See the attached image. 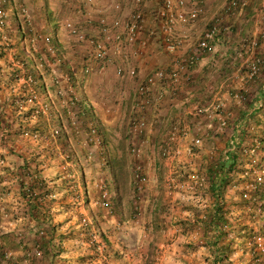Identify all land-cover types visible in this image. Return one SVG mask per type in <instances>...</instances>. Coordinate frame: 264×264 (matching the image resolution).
I'll return each mask as SVG.
<instances>
[{
    "label": "rangeland",
    "instance_id": "1",
    "mask_svg": "<svg viewBox=\"0 0 264 264\" xmlns=\"http://www.w3.org/2000/svg\"><path fill=\"white\" fill-rule=\"evenodd\" d=\"M99 3L96 8L94 7H88L84 3H82L79 0H5L6 4V20L5 24L3 26V30L1 35H4L8 39V33L11 31L14 32V23L13 19L12 22L9 21L10 14L14 11V9H21L22 13L19 17L22 19L25 18V20H29V23L31 25H34V28L38 29H44L46 32V35L50 34V31L52 33V40L54 43L47 44V47L49 45H52L54 48V52L52 54L51 59L54 60V62L59 59L57 67L53 66V75L60 78V76H66L68 73V69L62 66L63 62H67L69 60L70 64L69 66H72V70L74 72V77L72 80H74V85L76 88H67L66 84L64 86H60V94L61 98L58 96H55L51 92V98L54 101V106L57 111L60 112L61 115V107L63 106V97L66 96V98L71 94V96L75 97V101H80L81 99H87L88 104L92 108V115L90 114V117L92 116V119H89V117L83 116L80 117L78 115V108H76L75 105H71L69 109V115H72V119H70L68 116H62V122L66 126V135L71 140V145L68 147H64V150H61V143L60 142H54L52 140V137L55 132L54 130H58V124L54 122L50 114V107L45 108L41 106L43 100L40 96V94H37V103L40 107L44 109V114L46 116V124L47 128L45 129V136L41 137V135L35 131L37 134L32 135L29 131L23 132V134H17V131L12 130V137H22L24 139L31 138L32 140H36V148L32 150L31 152L36 155L35 158L41 159V165H39L40 168H43L42 171H45L47 174L48 172H52L53 170L57 169H63L62 166L68 164L66 160H64L65 156L64 153L67 154H74L77 155L80 158V163L83 168V171L85 172V177L87 182V189L89 195H94L96 193L97 187H93V184L98 182L102 176L101 173L98 171V160L100 158V153L105 150L101 146V134L99 132L100 127H103L104 131L107 132L110 136V139L113 143V146L108 145V152L111 155H116L115 152V146L114 144L117 143L118 138H120L121 133L124 129L127 127V109L129 106V103L131 102V105H134L136 100L138 99V94L136 91L137 84L141 78H143L146 74L154 71L159 66H164L166 64V61H169L171 56L169 54H166L161 48H158V41L154 36H142L143 38L147 39V45L145 47H142L141 50H139L138 53L134 54L132 51L134 48L137 47V43L127 45V44H121V47L118 51L113 50L112 48L109 49V57L113 58V63L106 62L105 60H102L100 62L99 66H97L98 61L89 63L87 62L88 59H85V56L89 54V52L94 50L95 42L103 40L104 36L101 32H99V26H98V19L100 16H104L107 20V22H111L115 17L119 18L122 22L126 21L129 18V15L132 11V8L127 5L126 1L122 2V0H98ZM229 0H219L216 3V8L212 6L211 11L208 10V3L206 2L203 5V12L207 9L208 14L199 16L198 19L203 18L201 21V30L206 28V25L210 21V19L213 16H219L220 19V33L218 36V40L223 41V45L225 48V44H229L233 47L236 46L234 49H229L227 51V55L223 57V59L220 61L218 60L217 63L218 69H215L216 71L212 72V68L215 67L213 64H210L209 61L206 62V66H209L204 69V73H209L208 75L210 78L208 82L203 86V82H199V79L193 77V75L190 74V77L187 79L185 76H182L179 81L174 85L176 86L175 90L178 91L182 87H194L195 84L200 83V89L202 90L201 93L204 91L203 97L194 96L195 98L192 101H185L183 97H179V95L176 93H173L172 91L169 93L167 92L166 95L157 103L152 104L153 106L147 108L144 113L142 114L144 118L147 120H154L153 124H151L147 131L141 135L140 139H143L146 141L142 147V156L140 158V161L147 173L148 181L147 186L145 189H143L139 194L140 201L142 200V206L141 211L143 212L144 216L149 215V210L152 206V200L155 198L154 194H157L158 192V181L157 177L161 175V182L164 185V180L166 179L168 167L163 158L159 155V145L162 143V140L165 138L166 131L168 130V127L171 123L179 121V116H186L187 119H190V116H187L186 114L187 108L193 106V105H199V104H207L209 102H212L215 99V95L221 96L222 92H218L219 85H223L225 89H232L235 86V80L232 78V73L235 71H238L239 73H245L247 71V67L244 64V56L238 55V48L239 45L242 43H247L249 41V38H252V31L254 30V22L253 18L250 15H245L244 11L250 8L252 6V12H255V8L257 7L256 12H258V9L260 7V2L262 0H254L252 5L251 2L246 3L241 10V13L239 14H228L225 11L226 3H228ZM115 2H119L121 5V9L117 12H113L110 8L111 5ZM224 2V3H223ZM224 5H223V4ZM223 5L222 9L220 8V5ZM156 7L155 0H145V3L143 5V10L145 14V19L153 17V10ZM217 7L220 9L217 10ZM16 9V10H17ZM49 10L52 19H50V25L47 20L46 14ZM206 11V12H207ZM255 12V13H256ZM24 16V17H23ZM211 16V17H210ZM56 18V19H54ZM24 20V19H23ZM58 21V22H57ZM197 21V20H196ZM264 21V20H263ZM24 22V21H23ZM70 22L73 27H75L78 32L74 35L70 33L67 29L66 23ZM24 24V23H23ZM260 25V24H259ZM149 27H147L148 29ZM242 28V31H240ZM56 32L58 37V42L56 43ZM201 32V31H200ZM258 33V32H257ZM256 33V34H257ZM198 34V32H197ZM255 34V35H256ZM81 35V37H79ZM197 36V35H196ZM200 37V36H199ZM198 37V38H199ZM12 38V36L10 37ZM198 38H195L193 40V46L195 45V42H197ZM13 39V38H12ZM263 41V42H262ZM260 49H259V55L264 60V38L260 41ZM263 43V44H262ZM32 44H34V47L37 48V51L40 53H44V47L45 43L41 41L40 39H33ZM191 45V46H192ZM238 45V46H237ZM58 46H60V49H56ZM223 48V46L221 47ZM224 48L222 50L216 51V55L214 54L215 58L219 59V54L223 53ZM61 50V51H60ZM62 52V53H60ZM47 53H49L47 51ZM50 54V53H49ZM44 55V54H43ZM206 56V55H205ZM208 56V54H207ZM221 57V58H222ZM206 58V57H204ZM243 65H240L242 60ZM210 60H212L210 58ZM147 62V63H146ZM88 63V64H87ZM87 64V66H85ZM196 62L193 66H191L192 69H196ZM204 63H200V66H202ZM264 64V61H263ZM117 65L123 66V67H133L135 68V76L134 77H121L116 74L115 67ZM199 65V64H198ZM199 66V67H200ZM50 68V67H49ZM87 68V69H86ZM190 68V69H191ZM217 68V67H216ZM40 70H43V68L40 67ZM148 72V73H147ZM62 73V74H61ZM188 74V73H187ZM229 74V75H228ZM47 75L50 76V73L47 72ZM226 80H224V77ZM67 77V76H66ZM22 79V78H21ZM78 83H76V82ZM181 81V82H180ZM222 81V82H221ZM69 84V80L67 81ZM59 85V83L57 82ZM247 92L245 93V99L242 103H234L231 101L228 97L223 98L224 101L228 104V102H231V105H227L228 108L230 106L234 109L236 106H241L243 103L245 104L247 101H250L252 98L255 97L257 92L259 90L264 91V65L261 66L260 72L258 76L253 80H248L246 83ZM217 88L213 90L215 87ZM202 87V88H201ZM251 88V89H250ZM217 90V91H216ZM233 90V89H232ZM216 91V92H215ZM250 92V94H249ZM62 100V101H61ZM183 100V103L182 101ZM181 101V102H180ZM228 101V102H227ZM186 102V103H185ZM179 104L177 107H174V104ZM261 103L263 104V107L261 111H259L255 117L248 119L246 128L247 133L244 137V142L246 144H250L252 141V138L254 136H261V130L264 128V97L261 100ZM237 104V105H235ZM75 106V108H74ZM176 106V105H175ZM172 108H177L178 112L172 113ZM234 109H232V113L234 112ZM57 112V113H58ZM133 112V111H132ZM132 112L130 114V119L132 118ZM169 116L168 121L165 120V118ZM129 119V120H130ZM72 120L73 123L68 125V121ZM34 119L28 121V124L32 125L34 124ZM92 126L95 127L96 130L92 131L90 128ZM70 127H75L74 132L71 131ZM230 128V127H228ZM32 129V128H31ZM227 129V128H226ZM226 129L219 131L216 133V136H219L221 134L222 137L216 138L217 142H223L224 136L226 134ZM38 130V129H36ZM163 130V133L161 134V131ZM40 131V129H39ZM224 131H226L224 133ZM229 132V131H228ZM32 135V137H31ZM35 136V137H33ZM130 136V134H129ZM55 139V138H54ZM139 138L137 137V140ZM65 139H63L64 141ZM213 140V138H211ZM210 140V141H211ZM207 140L204 141L203 148L208 151L211 147L214 146L212 143H207ZM40 142V143H38ZM213 142V141H211ZM209 144V148L205 145ZM47 147V150H46ZM128 147V145H127ZM224 147V146H223ZM48 153V154H47ZM263 154V161H264V150L260 151L259 153L256 152L254 157L261 156ZM127 156L129 159L130 166L134 163V159L128 154V148H127ZM37 159V160H39ZM243 161H245L243 159ZM39 162V161H38ZM241 164V163H240ZM264 164V163H263ZM239 171H235L238 174H233L229 178L228 184L225 185V191H224V203L230 206V208L233 209V214L241 212V210H237V206L239 205L238 201L240 199L239 193L241 190H243V187L246 186L248 182V177L243 176V173L241 172V168H243L242 165H239L237 167ZM237 169V170H238ZM41 171V174H42ZM53 176L55 180L52 185L55 188L61 189H69L67 185H71L72 178L66 177V179L71 178V180H66L64 183H61V181L65 179H60L59 177ZM45 178H47V175H45ZM47 185V182H46ZM61 192V191H60ZM65 192V191H64ZM165 192V190H163ZM207 194V201L205 203L206 206H202L197 209L200 213H205V208L210 206L211 204V196L209 192H204ZM2 195V199L5 198ZM60 197L65 200L73 199L72 194L66 195L65 193H61ZM59 197V198H60ZM69 197V199L67 198ZM168 197V196H167ZM177 198V197H176ZM175 201L179 204L178 206H182V208H187L190 205L185 204V202L182 199H176ZM169 199V197H168ZM4 200H2L3 203ZM232 201V202H231ZM5 203V202H4ZM170 203L169 200L167 204ZM165 204V203H164ZM145 207H144V206ZM166 207V206H165ZM64 211L69 214L67 216L77 217L79 222V213L82 212V209H80V206L78 208H70L69 206L67 209L64 208ZM145 212V213H144ZM5 213V212H4ZM202 214V213H201ZM232 214V216H233ZM258 215H256L253 218V221L250 222L252 226L255 228L259 225V218ZM105 228V225L103 226ZM33 238V237H32ZM14 242V241H12ZM9 242H3V240L0 239V262L4 261L6 264H10L14 258H16L15 254L11 256L10 259H7L4 257V251L9 250L11 252H14L15 248H19L21 245L23 249H27V252H30L31 250L28 249L32 246V240H23L14 242L16 245L11 247L8 245ZM195 246V244H194ZM249 249V246H244L243 250L246 251ZM24 251V250H23ZM242 249H238L236 251V254L233 256V261L235 263L241 264L240 262V255H241ZM24 253V254H25ZM23 254V257H25ZM250 253L248 252L245 257V262L249 260ZM22 256H20L19 260L22 262L24 261ZM175 259V257H174ZM177 259V258H176ZM172 261V260H171ZM243 261V263H244ZM22 264H29V260H26V262H22ZM173 264V263H171ZM180 264V262H179Z\"/></svg>",
    "mask_w": 264,
    "mask_h": 264
},
{
    "label": "trees",
    "instance_id": "2",
    "mask_svg": "<svg viewBox=\"0 0 264 264\" xmlns=\"http://www.w3.org/2000/svg\"><path fill=\"white\" fill-rule=\"evenodd\" d=\"M3 7L6 9L5 2ZM16 9L10 14L9 18V21L11 22L13 19L15 26L14 32L11 31L8 33L7 39L9 47L14 50L13 58L16 61V65H14L12 70L13 72L10 73L11 75L14 73L16 79L22 78L20 84L24 90L22 91L23 94H20L18 97L11 100L9 99V102L13 106V110H22L21 112H23L24 117H29L30 119L35 120L32 125H28V122H19L20 126L17 129V134L20 135L25 131H29L30 134L36 135L37 133L35 131H37L42 139L45 136V129L47 128L45 122L46 116L44 114V109L37 103V94H40L43 100L41 106L45 108L50 107V114L51 117H53L52 120L56 122L59 127L58 130H54L55 134L52 137L55 139L52 138V140L54 142H60V148L63 151L64 147L71 145V140L66 135V126L62 122V116H68L72 119L73 116L69 115V109L72 107L71 105H75L76 108H78V115L80 117L87 115L89 119H92V116L90 117V114L92 115V108L88 104L87 99L75 101V97L71 96V94L67 98L64 96L62 99L64 103L61 107L63 115L57 111L58 109L53 107L54 101L50 96L51 92L53 95L61 98L59 90L60 86L66 84L69 89L76 88L74 80H72L74 77L73 68L72 66H69L71 64L69 60H67V62L62 63V66L68 69L67 77L64 75L59 78L52 74L53 66L57 67L59 59L54 62V60L50 58L52 57L55 48L52 45L47 47V44L54 43L51 31L49 35H46L44 29L34 28V25H31L29 20L27 21L25 18H23V20L19 17L22 13L21 9ZM46 17L50 25V19L53 17H51L49 10L47 11ZM55 35L57 43V32ZM11 36L13 39L10 38ZM33 39H40L46 44L44 47V55L38 52L37 48L34 47V44H32ZM60 48L61 47L58 46L56 49ZM47 51L50 54L47 53ZM1 52L2 51H0V53ZM85 59H88V63L90 61H98L95 58V46L94 50L85 56ZM87 64H85V66H87ZM40 67L43 68V70H40ZM47 72L50 73V76L47 75ZM68 80L69 84L67 83ZM202 81V79L199 80L200 83ZM200 83L195 84L197 85L195 88L198 89ZM172 84L173 86L170 87L169 91L176 93V86H174L175 83ZM193 97H190L187 101L194 100L195 98ZM263 97L264 95L262 94V91L259 90L254 98L247 101L245 104H242L239 117L237 120H234V124L231 128L233 134L235 133L238 137V139L233 138L236 141L235 148L228 149L229 144H227L222 150L215 151V154L211 153L203 164L204 172L208 176L207 191L211 196V204L205 208V213L203 215H201L197 209L194 210L192 221L193 224L197 225L204 233L202 236L203 239L199 245L205 247L209 252V255L205 257L206 264H234L233 256L238 249H242L241 255L239 256L241 264H264L263 154L260 153L261 156L256 158L253 167L249 169L250 175L247 176L249 179L248 182L253 184V188L249 191V196L242 195L245 189L244 187L239 193L240 199L238 201L239 205L237 206V210H241V212L233 214V209L230 208V206L228 207L229 204L226 205L224 203L225 185L228 184L230 176H232V173L238 174L235 171H239L237 168L239 165L243 166V168L240 169L241 172L245 171V165L249 163L248 156L241 152V145L243 144L244 137L247 133L246 123L248 119L255 117V115L261 111L262 108L257 107V104L258 101L263 99ZM134 105H131V102L129 103L127 109V127L121 133L117 143L114 144L116 155H111L108 152V145L111 144V146H113L109 134L104 131L103 127H100L99 129L102 136L101 146L105 150L100 153V158L98 160V171L101 173L102 178L93 184V187H97L96 193L93 196L88 194V181L86 180L85 172L81 166L80 158L74 154H63L65 156L64 160L68 163L64 165L65 172L68 177L69 175H71L70 177H73V183L69 186L67 185L69 189L65 191L66 195L72 194L73 196V199L71 200L73 205H70L71 203L68 205L73 206V208L76 209L82 204V212L80 211L78 214L81 223L79 228L82 230L84 237L90 246L95 249H97V246L99 245L95 239L96 236L102 238V240L107 243L105 235L108 231L103 228V223L106 221V218L115 214L122 218H133L137 217L139 213V194L142 190L136 189L133 183L131 166L127 156V145L130 134L128 127L131 112L133 111L132 118L136 116ZM151 106L149 105V107ZM171 112L175 113L174 110ZM143 113L144 112H141V114ZM6 114L4 112L2 117H5ZM168 119L169 116L165 118L166 121H168ZM71 123H73V121L69 120L68 125ZM95 127L92 126L90 130L95 131ZM74 128L75 127H70L72 132H74ZM162 133L163 130L161 131V134ZM257 137H259L261 141V146L257 150L259 153V150H264V139L261 136ZM63 139L65 140L63 141ZM243 159L245 161H243ZM32 169L25 165V167L22 168V171H20L18 180L20 193L27 203H34L32 200L35 199L36 202L30 207L29 213L36 221H40L34 231L33 238H31L32 246L28 248L31 251L27 252L26 255L24 254V258L29 260V264H34L35 260L40 258H51L61 249L60 242L53 241L56 226L50 222L49 218L45 219L46 212H41L42 210L40 209L41 206L38 202L39 200L37 201V199H42L39 195L46 185L44 178L41 177L39 162H36ZM254 172L256 173L255 175H253ZM22 177L27 178L28 181H26V184ZM161 179V175H159L157 177L159 188L158 193L152 200V206L149 210L150 227L154 235L160 233L163 225L162 219H160L159 216L165 209L163 184ZM66 180H71V178ZM256 215H258L260 222L255 228L250 222L253 221V218ZM152 243H154L152 244L154 248L157 241L153 240ZM186 245L195 247L191 243ZM246 245L249 246V249L244 251L243 247ZM248 252L250 253L249 260L248 262H245L244 260Z\"/></svg>",
    "mask_w": 264,
    "mask_h": 264
},
{
    "label": "crops",
    "instance_id": "3",
    "mask_svg": "<svg viewBox=\"0 0 264 264\" xmlns=\"http://www.w3.org/2000/svg\"><path fill=\"white\" fill-rule=\"evenodd\" d=\"M218 1L219 0H207L208 10L210 9L211 11L212 6L213 8H216V3ZM253 1L254 0H246V3L251 2L252 5ZM122 2L125 1L122 0ZM128 4L132 8V5L130 3H127V5ZM222 4L220 5L221 9L224 5ZM220 8L217 7V10H219ZM256 10L257 7L255 8V12ZM206 11L207 9L202 13V15L208 14V11ZM252 11V6H250V8L248 10L246 9L244 13L246 16L250 15L253 18L255 27L252 31V35H255L259 30H262L264 28V21L263 19H258L257 13ZM202 20L203 18L197 19L196 22L187 26L185 50H188L193 44V40L200 36L202 32ZM152 23V19H145L144 25L146 30L144 29L143 33L141 34L142 36H149L147 27L151 26ZM240 31H242V28ZM217 40L214 42V49L211 52L207 53L208 56L206 54V56H203L197 61L199 65L196 64V69L191 68L188 70V75L183 74L182 76H185L188 79L191 74L193 75V77L199 80H205L204 82L202 81V87H204V85L210 78L208 76L210 75L209 73L203 72L205 68L209 67H205V61H209L210 64H213L215 66L212 68V72H215V69H218L219 65L214 62H217L218 60L221 61L223 59L222 56L225 57L229 49L236 48V46L233 45L232 47L229 44H225L224 48V42L220 41V39L219 41ZM260 45L255 49V52L257 54H259ZM222 46L225 51L219 54V59H217V57L215 58L214 54L216 55L215 52L219 49L222 50ZM243 47L244 43L240 44L238 48L239 50L238 52L236 51V53H239L238 55H242L245 58L246 56L243 54L244 52H242ZM0 51H2L0 53V194H3V197H5L2 199L4 200L3 203L0 205V239L3 240L4 243L9 242V246L12 247L14 245L15 247L16 245L14 244V242H18L21 239H31L34 236V231L40 223V221H36L29 213L30 207L36 202L35 199L32 200L34 203L31 202L29 204L20 193L18 181L19 174L20 171H22V168L25 167V165L28 166V168L32 169L35 163L38 161L39 165H41L42 160L39 158H35L36 155L31 152L36 148V140H32L31 138L24 139L22 137H12L11 135L12 130L17 131V129L19 128V122H28L32 119H30L29 117H24L23 112H21L22 110H13V106L9 102L11 99L18 97L20 94H23L22 91L24 89L20 84L22 79H16L14 77V73L13 75H11L10 73L13 72L12 70L14 68V65H16V61L13 58L14 50L9 47L7 38L1 34ZM210 58L212 60H210ZM202 62L204 64L200 66V63ZM167 63L168 61H166V64ZM240 65H243V60ZM232 75L233 80L231 81L233 82L235 80V86L232 89L239 90L241 88H244L246 93V83L248 80L253 79L248 78L247 72L239 73L238 71H235L232 73ZM225 77L224 80H226ZM196 84H198V81ZM195 86L193 88L182 87L177 91V94L179 95V97L186 98L184 99L186 102L190 97L193 96H198L200 98L203 97L205 91L201 93L202 90L200 88H195ZM221 86L222 84L219 85L217 93L222 92L221 96H223V98L227 99L228 97L234 103L239 104V102L230 97L227 91H225V88ZM216 88L217 86L213 90H215ZM167 92L169 93V91H166V93ZM262 94L264 95V91H262ZM181 101L183 103V100ZM178 105L179 104L176 103L174 104V107H177ZM227 105H231V102H228V104L226 103V107ZM241 106L237 105L235 109L234 104L233 107H227L231 111L232 109H234L233 114L236 120L239 117ZM177 108H172V110H174L176 114L178 112ZM4 112L6 116L2 117ZM186 119V116H179V120L182 122L185 121L189 123L191 121L190 119ZM226 131H224V133L226 132V134L224 136L225 140L223 142H217L216 140V138L222 137L223 134L214 137L213 140L207 139L208 142H206L210 144L212 143V145L214 146L212 147L209 144L205 143L208 148L209 146L211 148L208 151L204 149V155H208L210 152L215 154V151L220 149L222 150L223 146L227 145L231 138L238 139L235 133L233 134L231 128H227ZM210 140L213 142H211ZM63 167L64 166H62V168ZM42 169L43 168H40V171H42ZM48 171L47 174L45 171H42L41 177L44 178L45 184L47 182V185H45L43 191H41V194L39 195L42 197V199H37V201L39 200L38 202L41 206V212H46L45 219L49 218L50 222L56 226L53 241H59L61 249L53 257L37 259L35 260L34 264H179V262L180 264L207 263L205 261V257L209 255V252L205 247L199 245L201 240L203 239L202 236L204 233L197 225L193 224L192 216L187 217V220L186 218L182 219V216L179 212L180 206H178L177 202L175 201V193H172L169 196L166 191L163 192V199L165 203L164 205L166 207L159 215L163 223L162 229L159 234L154 235L152 233L150 227V214L144 216L143 212L141 211L142 200H139V213L137 217L122 218L121 216L115 214L106 218L103 226L105 225L104 229L108 231L105 235L107 243H105L102 238L96 236L95 239L99 245L97 246V249H95L90 246V244L85 239L82 230L79 228L81 223L80 221L78 222V218L67 216L69 214L64 211V208L67 209L68 206L70 208H73V206H70L73 205L71 202L72 199H69V197H67L69 200H65L60 197L61 193H65L64 191H66V189H61V187L54 189V186L52 185V183H54L56 179H54V177L50 175H54L55 177L66 180V177H68V175L65 172V169H57L53 170L52 172ZM45 175H47V178H45ZM22 179L26 184V181H28L27 178L22 177ZM65 180L61 181V183H64ZM163 190H165V185H163ZM154 195L156 196L157 194ZM167 196L169 197V199ZM168 200L170 203L167 204ZM80 209H82V204L80 205ZM153 240L157 241V244L156 246H154V248L152 245L154 244L152 243ZM190 243L193 245L195 244V247L186 245ZM13 251L14 252H12V254L14 253L16 258H14V260L10 264H22V262H26V259L23 257V254L26 251L22 248L21 245L18 249L16 247ZM20 256L24 258V261L21 262L19 260ZM0 264L6 263L4 261H1ZM234 264L238 263L234 262Z\"/></svg>",
    "mask_w": 264,
    "mask_h": 264
},
{
    "label": "built area",
    "instance_id": "4",
    "mask_svg": "<svg viewBox=\"0 0 264 264\" xmlns=\"http://www.w3.org/2000/svg\"><path fill=\"white\" fill-rule=\"evenodd\" d=\"M88 7L96 8L98 0H79ZM132 5V11L129 18L122 22L115 17L110 23L104 16L98 19L100 32L103 34V40L95 42V58L99 66L102 60L113 63L110 58L109 49L118 51L121 44H135L133 49L136 54L142 47L147 45V39L142 37L145 28V14L143 5L145 0H125ZM5 0H0V34L6 20V9L3 7ZM207 0H156V7L152 14V25L147 29L149 36H154L158 41V48H161L171 58L164 66L157 67L154 71L146 74L137 84L138 99L135 102V114L129 121L130 136L128 139V154L134 159L131 166L133 183L138 190H143L147 186V173L140 161L142 156V147L145 140L140 139L141 135L147 131V128L153 124L154 120H147L141 114L149 105L159 102L164 97L166 91L177 83L183 74L188 75V70L200 58L214 49V42L218 39L220 33V17L214 16L210 19L206 28L202 30L200 37L195 45L188 50L186 47L187 26L196 22L203 12V5ZM119 2L111 5V10L117 12L121 9ZM245 5L244 0H229L226 3L225 11L234 15L240 13ZM258 19L264 20V0L261 2L258 12ZM70 33L76 34L78 30L70 22L66 23ZM147 27V26H146ZM77 35V34H76ZM81 37V35H79ZM264 38V28L259 30L256 35H252L249 41L244 44L242 52L246 56L244 59L247 67V76L255 79L263 65V58L255 52ZM116 74L121 77H134L135 68L115 67ZM223 87V85L221 86ZM228 95L237 102L242 103L245 99V90L225 89ZM257 107L262 108L261 100ZM186 114L190 116V122L177 121L169 125L165 138L159 145V155L167 164L168 171L164 180L165 191L170 196L175 193L176 199H182L185 204L190 205L187 208L179 210L182 219L192 216L195 208L206 206L207 180L208 176L204 172V162L208 155H204V141L214 138L216 133L228 127L232 128L235 116L231 110L226 107L223 96L215 95V99L207 104L193 105L187 108ZM187 118V117H186ZM261 137L264 139V128L261 130ZM35 137V136H33ZM137 137L139 138L137 140ZM228 149H234L236 141L231 138L228 142ZM261 146L260 138L255 136L250 144L243 143L241 152L248 156V162L245 165L246 170L243 176H249V169L256 162L255 154ZM256 173L254 172L253 175ZM259 178V177H258ZM243 196H249V191L253 188L252 183L244 186ZM2 204V195L0 194V205ZM179 204V202L177 203ZM182 206H180L181 208ZM179 208V209H180ZM203 215V212H201ZM38 253V251H37ZM12 252L4 251V257L10 259Z\"/></svg>",
    "mask_w": 264,
    "mask_h": 264
}]
</instances>
